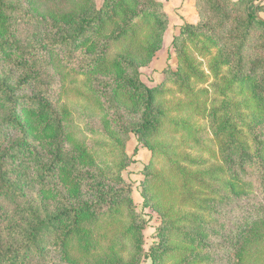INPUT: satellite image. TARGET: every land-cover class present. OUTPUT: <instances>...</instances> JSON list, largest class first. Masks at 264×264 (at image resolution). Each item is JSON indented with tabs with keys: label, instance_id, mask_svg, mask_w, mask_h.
Listing matches in <instances>:
<instances>
[{
	"label": "rangeland",
	"instance_id": "obj_1",
	"mask_svg": "<svg viewBox=\"0 0 264 264\" xmlns=\"http://www.w3.org/2000/svg\"><path fill=\"white\" fill-rule=\"evenodd\" d=\"M29 1L39 23L21 21L17 33L26 40L38 30L45 45L35 88L92 157L84 190L118 196V213L105 227L97 221L106 206L85 222L97 248L64 261L49 247L38 264H264V26L245 32L244 0H157L167 23L150 52V26L134 44L102 39L115 30L110 24L95 37L106 61L132 50L123 66L154 91L156 123L143 140L132 132L141 111L134 112L128 92L115 94L114 73L86 68L81 49L73 58L56 46L59 34L44 18L51 4ZM92 2L97 10L104 4ZM255 3L264 19V0ZM8 241L3 231L0 242Z\"/></svg>",
	"mask_w": 264,
	"mask_h": 264
},
{
	"label": "trees",
	"instance_id": "obj_2",
	"mask_svg": "<svg viewBox=\"0 0 264 264\" xmlns=\"http://www.w3.org/2000/svg\"><path fill=\"white\" fill-rule=\"evenodd\" d=\"M46 1L51 6L44 16L45 23L51 32L59 34L54 42L56 46L73 58L81 49L78 56L86 68L103 70L107 75L114 73L115 94L128 92L135 105L134 112L141 111L138 126L132 132L143 140L156 123L154 91L140 82L135 68L130 76L123 66L132 56V50L106 61V49H99L95 37H100L110 24L115 30L102 39L115 37L132 44L146 25L152 28V34L144 50L150 52L156 39L159 41L161 27L167 23L161 3L104 0L102 8L97 10L92 0H80V9L74 11L76 0ZM30 3L35 2L0 0V236L6 231L10 240L0 242V264H38L49 247L64 261L73 258L71 252L75 250L89 252L97 248L98 236L94 227H88L85 222L97 216L100 207L106 206L108 211L101 219L97 216L101 228L106 226L109 215L118 213L116 194L99 189L96 195H91L84 190V177L89 175L86 164L93 163L92 157L86 147L70 137L61 114L36 89L44 66L38 57L39 44L43 49L45 45L39 42L38 30L26 40L17 33L21 21L28 25L39 23L35 16L37 9ZM244 4L245 32L263 27L264 19L258 14L255 0L240 1L239 7ZM230 17L231 13L226 20H231ZM137 18L139 22H135ZM185 33L187 28L182 35ZM104 66L108 67L102 69ZM30 81L33 90L28 93L26 83ZM261 98L264 103V97ZM58 190L62 200L57 199ZM133 229L128 228V233L134 232ZM115 245L109 247L110 262L114 260ZM159 249L160 246L151 251L154 262Z\"/></svg>",
	"mask_w": 264,
	"mask_h": 264
}]
</instances>
